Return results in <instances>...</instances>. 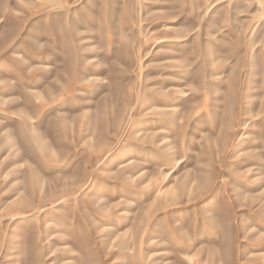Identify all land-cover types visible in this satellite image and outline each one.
<instances>
[{
    "label": "rangeland",
    "instance_id": "1",
    "mask_svg": "<svg viewBox=\"0 0 264 264\" xmlns=\"http://www.w3.org/2000/svg\"><path fill=\"white\" fill-rule=\"evenodd\" d=\"M0 264H264V0H0Z\"/></svg>",
    "mask_w": 264,
    "mask_h": 264
},
{
    "label": "crops",
    "instance_id": "2",
    "mask_svg": "<svg viewBox=\"0 0 264 264\" xmlns=\"http://www.w3.org/2000/svg\"><path fill=\"white\" fill-rule=\"evenodd\" d=\"M5 64H10V62H9V61H7Z\"/></svg>",
    "mask_w": 264,
    "mask_h": 264
}]
</instances>
